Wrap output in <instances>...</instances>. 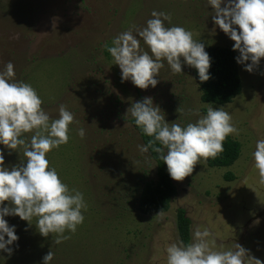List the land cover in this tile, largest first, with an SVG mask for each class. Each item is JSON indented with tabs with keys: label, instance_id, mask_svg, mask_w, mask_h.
Here are the masks:
<instances>
[{
	"label": "rangeland",
	"instance_id": "1",
	"mask_svg": "<svg viewBox=\"0 0 264 264\" xmlns=\"http://www.w3.org/2000/svg\"><path fill=\"white\" fill-rule=\"evenodd\" d=\"M153 11L168 13L171 23L165 25L191 31L205 50L234 44L214 25L207 0H0V71L12 62L14 79L36 89L51 118L58 117L61 105L74 114L69 142L47 158L87 204L83 224L75 233L66 231L68 238L60 244L54 243L55 234H39L35 217L29 226L18 216H6L19 239L9 246L11 255L0 251V264H42L50 250L51 264H166V247L181 241L178 208L191 221L189 243L200 226L213 233L217 248L237 242L264 264V184L252 157L255 142L264 139V58L251 73L237 63L242 89L223 105L201 100L194 68L187 65L175 74L164 61L155 88L121 82L105 45L112 46V39L132 26L145 27ZM141 47L148 50L142 40ZM145 97L161 107L167 122L181 126L199 118L190 109L204 115L210 106L223 107L238 129L230 136L241 144L232 165L198 162L191 175L174 180L177 193L169 209L151 215L142 214L137 205L144 182L156 179V164L149 152H140L144 143L127 114L132 103ZM81 127L86 130L83 139L77 134ZM18 151L9 155L5 150V165L25 159ZM228 171L234 175L231 180L224 177Z\"/></svg>",
	"mask_w": 264,
	"mask_h": 264
},
{
	"label": "clouds",
	"instance_id": "2",
	"mask_svg": "<svg viewBox=\"0 0 264 264\" xmlns=\"http://www.w3.org/2000/svg\"><path fill=\"white\" fill-rule=\"evenodd\" d=\"M207 3L213 9L214 25L234 41L233 51L239 52L236 62L251 73L264 58V0ZM151 17L142 29L132 26L115 36L112 46L105 45L121 71V82L131 81L140 89L155 88L164 61L175 74L182 73V66L187 65L197 70L201 82L208 81L211 57L205 44L182 26H166L165 21L171 23L168 13L153 11ZM141 40L147 51L141 47ZM15 76L12 62L0 71V251L9 255L13 251L9 246L19 237L16 226H10L6 216H18L29 226L35 217L39 234H55L54 243L60 244L68 238L66 231L75 233L83 224V211L87 209L84 194L70 189L47 158L52 150L69 142L74 114L61 105L58 117L51 118L36 89L30 83L15 80ZM189 113L199 118L184 126L169 123L151 97L136 101L127 109L135 125L151 138L138 146L140 152L152 149L158 153L175 181L191 175L198 162L206 164L209 158L217 157L224 150L225 139L238 133L232 116L223 107L210 106L204 115L199 109H190ZM28 133L31 136L25 135ZM77 134L83 139L86 130L81 127ZM5 150L9 155L22 150L25 159L17 165H5ZM252 157L259 181L264 184V139L255 142ZM166 254V264H250L253 260L261 264L237 242L228 249L217 248L213 233L200 226L194 228L190 243H170ZM53 258L50 250L42 264H51Z\"/></svg>",
	"mask_w": 264,
	"mask_h": 264
},
{
	"label": "trees",
	"instance_id": "3",
	"mask_svg": "<svg viewBox=\"0 0 264 264\" xmlns=\"http://www.w3.org/2000/svg\"><path fill=\"white\" fill-rule=\"evenodd\" d=\"M206 51L211 57L210 79L201 82L197 70L194 68V77L201 91V100L206 103L223 105L231 102L233 98L241 92L242 84L236 62V51L231 47L212 46ZM131 124L139 133L144 144L151 139L144 135L135 125L133 118ZM156 146H159L158 144ZM149 154L156 164V179L144 182L138 199V210L145 215L166 212L170 207L173 196L177 193L174 180L169 176L166 164L160 159V155L149 149ZM241 144L232 136H228L224 141V150L215 158H209V167H225L232 165L240 156ZM226 180L234 178L232 172L224 174ZM177 230L180 240L184 243L190 241V218L183 208L177 209L176 214Z\"/></svg>",
	"mask_w": 264,
	"mask_h": 264
}]
</instances>
